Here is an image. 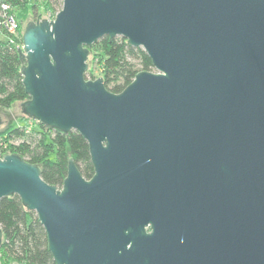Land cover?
I'll list each match as a JSON object with an SVG mask.
<instances>
[{"label": "water", "instance_id": "95a60500", "mask_svg": "<svg viewBox=\"0 0 264 264\" xmlns=\"http://www.w3.org/2000/svg\"><path fill=\"white\" fill-rule=\"evenodd\" d=\"M63 3L26 24L20 105L78 131L95 172L70 158L58 187L0 151V200L36 212L57 264H264V0ZM105 36L155 70L118 94L87 79Z\"/></svg>", "mask_w": 264, "mask_h": 264}, {"label": "trees", "instance_id": "16d2710c", "mask_svg": "<svg viewBox=\"0 0 264 264\" xmlns=\"http://www.w3.org/2000/svg\"><path fill=\"white\" fill-rule=\"evenodd\" d=\"M2 3L10 5L8 12L15 14L20 27L17 37L6 31L0 32L6 35V39L0 41V108L9 109L30 98L22 82L23 62L16 48V42L24 41V27L17 11L21 10L25 14L32 6L36 12L43 6L54 18L64 3L63 0H0V5ZM98 47L99 54L94 55ZM88 58L86 78H103L107 89L117 94L129 86L139 71L155 70L152 59L145 50L130 45L121 36L114 39L105 36L96 41L90 48ZM20 120L21 124H11L0 131L2 155L15 153L24 160L39 165L43 179L58 187H62L67 176L70 158L74 159L86 179L93 176L95 169L88 143L78 131L63 133L24 114ZM0 227L3 229L0 264H57L48 247L45 227L36 212L30 211L18 195L0 200Z\"/></svg>", "mask_w": 264, "mask_h": 264}, {"label": "rangeland", "instance_id": "374dc122", "mask_svg": "<svg viewBox=\"0 0 264 264\" xmlns=\"http://www.w3.org/2000/svg\"><path fill=\"white\" fill-rule=\"evenodd\" d=\"M17 13H19V16L21 18V24L22 27H24V31L26 29V24L30 21L37 22V20L48 19V18L50 19L53 17L52 13L50 11H46L43 6H41L36 12L34 11L33 7L30 6L28 10L25 12V14H22L21 10H18ZM5 39H6V35L0 33V41H4ZM99 51L100 50L98 47L94 51L95 54L94 53L93 54L98 55ZM95 61H97V59ZM0 116L3 118V122L2 124H0V131L7 129V127L11 124L19 125L21 124L20 118H22L23 116L22 105L18 103L9 109L0 108Z\"/></svg>", "mask_w": 264, "mask_h": 264}, {"label": "built area", "instance_id": "2783aa9c", "mask_svg": "<svg viewBox=\"0 0 264 264\" xmlns=\"http://www.w3.org/2000/svg\"><path fill=\"white\" fill-rule=\"evenodd\" d=\"M0 8V32L6 31L12 36H18L20 32L19 22L15 14H10L8 11L11 9L10 5L7 3H2ZM55 18V17H54ZM50 18V19H54ZM20 47L22 50L24 46L23 43L16 42V48Z\"/></svg>", "mask_w": 264, "mask_h": 264}]
</instances>
